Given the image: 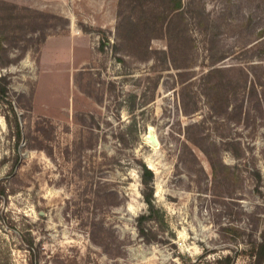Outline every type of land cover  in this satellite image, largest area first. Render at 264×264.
I'll return each mask as SVG.
<instances>
[{
    "label": "rangeland",
    "instance_id": "rangeland-1",
    "mask_svg": "<svg viewBox=\"0 0 264 264\" xmlns=\"http://www.w3.org/2000/svg\"><path fill=\"white\" fill-rule=\"evenodd\" d=\"M175 4L0 0V264H256L264 0Z\"/></svg>",
    "mask_w": 264,
    "mask_h": 264
},
{
    "label": "trees",
    "instance_id": "trees-1",
    "mask_svg": "<svg viewBox=\"0 0 264 264\" xmlns=\"http://www.w3.org/2000/svg\"><path fill=\"white\" fill-rule=\"evenodd\" d=\"M181 2V3H180ZM182 6V0H177V4H175L174 9L175 10H180ZM215 72H218L219 70H214ZM142 183L144 186V196L146 201L149 203L150 206H153V186L151 185V182L153 181L154 174L152 170H150L146 165L142 166ZM149 191V193H146ZM148 219V216H141L139 219V225L141 223ZM248 255L251 256L253 259H255L256 264H262L264 262V240L261 242H250V246L248 247ZM243 252V251H242ZM240 254V251L235 256L232 255H227L225 257H222L219 261L218 264H236L237 262V257ZM244 254V252H243ZM183 264H193L192 260L188 258V261H184Z\"/></svg>",
    "mask_w": 264,
    "mask_h": 264
},
{
    "label": "water",
    "instance_id": "water-1",
    "mask_svg": "<svg viewBox=\"0 0 264 264\" xmlns=\"http://www.w3.org/2000/svg\"><path fill=\"white\" fill-rule=\"evenodd\" d=\"M149 140H150V142H151V144L154 146H159V141H158V139L154 136V135H152L150 138H149ZM149 168H150V166H149ZM151 170H152V168H150Z\"/></svg>",
    "mask_w": 264,
    "mask_h": 264
},
{
    "label": "bare ground",
    "instance_id": "bare-ground-1",
    "mask_svg": "<svg viewBox=\"0 0 264 264\" xmlns=\"http://www.w3.org/2000/svg\"><path fill=\"white\" fill-rule=\"evenodd\" d=\"M150 137H151V136H150ZM150 137H149V138H150ZM149 138H148V139H149ZM149 141H150V140H149ZM154 146H155V145H154ZM154 148H155V147H154ZM149 166H150L151 168L153 167V164L151 163V161H149Z\"/></svg>",
    "mask_w": 264,
    "mask_h": 264
}]
</instances>
